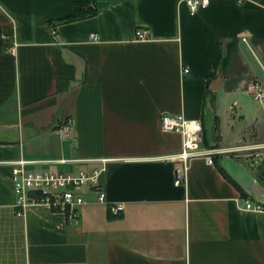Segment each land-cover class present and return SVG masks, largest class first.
Here are the masks:
<instances>
[{
	"label": "crops",
	"instance_id": "obj_1",
	"mask_svg": "<svg viewBox=\"0 0 264 264\" xmlns=\"http://www.w3.org/2000/svg\"><path fill=\"white\" fill-rule=\"evenodd\" d=\"M206 1L191 15L185 0H0V264H264V212L243 210L218 155L175 186L182 136L160 127L198 120L201 147L238 163L232 150L264 144V99L247 93L251 80L264 92V0ZM75 2L97 13L56 23ZM99 159L105 204L85 191L77 221L42 204L17 214L11 163Z\"/></svg>",
	"mask_w": 264,
	"mask_h": 264
},
{
	"label": "built area",
	"instance_id": "obj_2",
	"mask_svg": "<svg viewBox=\"0 0 264 264\" xmlns=\"http://www.w3.org/2000/svg\"><path fill=\"white\" fill-rule=\"evenodd\" d=\"M185 5L191 15L207 6L206 0H185ZM51 33L55 35V29L51 28ZM136 38L145 40L147 33L137 30ZM92 41L97 40L96 34H91ZM247 93L253 100L262 103L264 92L259 82L251 80L247 84ZM160 127L164 133H177L182 136L181 151L170 158L175 166L174 185L185 186L190 162L195 159H204L207 164H214L216 155L222 157L226 151H214L205 149L202 146L203 135L201 122L198 120H187L182 115H163L160 119ZM58 132L63 138L71 137L74 131V124L71 119L59 124ZM242 154L244 166L253 176L264 185V144L243 146L232 150ZM231 151V153H233ZM231 158V157H230ZM107 159H99L91 162L99 166L90 170H77L75 172L53 173L49 170L30 171L26 166L35 162L19 160L11 163L12 183L15 194V208L19 215L28 205L42 204L51 210L61 212L66 215L68 220L77 221L79 209L86 203L85 191H88L97 203L105 204V192L100 184V177L105 171ZM80 160H60V164H80ZM87 162V163H91ZM238 163V162H237ZM249 166V167H248ZM243 210L262 213L264 203L257 201L249 196L241 198ZM122 210L121 205H111L109 214L117 217Z\"/></svg>",
	"mask_w": 264,
	"mask_h": 264
},
{
	"label": "water",
	"instance_id": "obj_3",
	"mask_svg": "<svg viewBox=\"0 0 264 264\" xmlns=\"http://www.w3.org/2000/svg\"><path fill=\"white\" fill-rule=\"evenodd\" d=\"M219 165L227 177L237 184L245 195L264 203V185L244 166L230 157L221 158Z\"/></svg>",
	"mask_w": 264,
	"mask_h": 264
},
{
	"label": "trees",
	"instance_id": "obj_4",
	"mask_svg": "<svg viewBox=\"0 0 264 264\" xmlns=\"http://www.w3.org/2000/svg\"><path fill=\"white\" fill-rule=\"evenodd\" d=\"M97 13V9L96 6H93L87 2H75L74 3V12L72 15L61 18L59 20H57L56 23H70V22H75L81 19H85L88 17H91L93 15H95ZM220 56L217 59V62L215 64V67H218L219 63H220ZM217 162V161H216ZM218 167L219 170L221 171V173H223L226 177L227 175L225 174V172L222 170V168L220 167L219 163H218ZM244 196H246L244 193H242Z\"/></svg>",
	"mask_w": 264,
	"mask_h": 264
},
{
	"label": "rangeland",
	"instance_id": "obj_5",
	"mask_svg": "<svg viewBox=\"0 0 264 264\" xmlns=\"http://www.w3.org/2000/svg\"><path fill=\"white\" fill-rule=\"evenodd\" d=\"M249 167V166H248Z\"/></svg>",
	"mask_w": 264,
	"mask_h": 264
}]
</instances>
